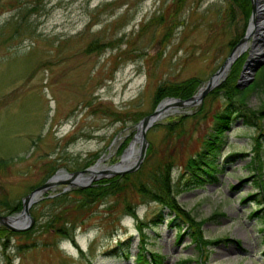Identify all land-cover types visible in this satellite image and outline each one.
I'll return each instance as SVG.
<instances>
[{
    "label": "rangeland",
    "instance_id": "1",
    "mask_svg": "<svg viewBox=\"0 0 264 264\" xmlns=\"http://www.w3.org/2000/svg\"><path fill=\"white\" fill-rule=\"evenodd\" d=\"M226 9V0H183L179 6L175 0H0V158H9L0 165V200L16 201L50 170L52 175L59 168L73 171L100 159L105 164L119 160L124 148L118 152V146L133 135L136 117L154 108L157 84L195 76L201 80L198 89L227 55L228 41L243 21L234 14L229 22ZM254 32L238 55L246 56ZM93 39L105 45L88 49ZM207 92L197 103L168 106L146 129L156 155L174 146L173 180L180 163L200 146L211 113L223 105L220 94ZM262 99L255 89L245 101L257 107ZM201 103L202 112L193 114ZM180 114L181 123L166 135L162 123ZM261 123L264 127V117ZM256 131L235 118L218 155L225 167L218 179L178 186V203L195 219L206 218L200 225L203 237L238 240V245L229 239L208 246L202 264H264L259 203L242 200L257 190L248 163ZM231 152L246 153L225 161ZM262 161L264 171V151ZM241 178L246 179L232 188ZM64 186L55 183L31 202L28 234L11 230L0 237V264H133L131 256L120 254L124 245L118 254L108 250L131 235L133 254L136 218L146 220L158 203L137 195H106L78 212L71 239L48 223L53 211L80 195L73 191L78 186ZM58 192L66 197L55 207L43 197ZM127 203L134 214L127 212ZM144 230L147 247L161 253L164 264H199L188 235L178 238L164 219Z\"/></svg>",
    "mask_w": 264,
    "mask_h": 264
},
{
    "label": "trees",
    "instance_id": "2",
    "mask_svg": "<svg viewBox=\"0 0 264 264\" xmlns=\"http://www.w3.org/2000/svg\"><path fill=\"white\" fill-rule=\"evenodd\" d=\"M179 6V2L183 0H175ZM229 14V22H234V14L241 16L243 27L240 32H236L228 41L230 48L242 36L245 26L247 24L250 13V0H226ZM105 43H97L91 40L87 48L91 46L100 47ZM245 58V53L238 55L231 63L229 71L225 78L217 85L210 89L207 95H214L215 92L220 94L223 99V105L215 109L211 113L212 121L207 130L200 139V146L188 154L180 163L175 180H173L171 171L174 164V146L168 147L164 152L156 155V151L152 145L150 138L147 137V146L143 156V160L139 166L132 171H125L117 173L109 177L99 178L85 187H76L73 191L79 193V197L70 203L60 206L57 210L51 213L49 219L50 224L55 226V230L60 234H66L72 239L71 228L75 225V220L78 212H81L85 207L93 202L101 201L106 195L121 196L123 199L125 195H137L140 199L146 201H155L158 203V208L146 219L141 220L136 218L135 227L138 238L135 244V251L130 252L131 235L124 239L117 240V243L108 250V252H115L118 254V248L122 245L120 254L129 258L131 256L133 264H164V256L158 251L147 247V233L144 227L153 228L158 222L163 219L168 225L175 227V234L180 238L183 234H187L189 240L193 243L196 255L195 261L199 264L203 262V256L207 254L208 246L216 244L218 241L233 240L238 245L237 239H231L228 236L218 238L203 237L200 225L206 218L195 219L189 212L185 210L176 199V191L185 188H192L202 186L207 182H214L218 179V174L224 170V165L218 161V155L222 146L226 141V130L230 126V122L237 117H241L244 123L255 125L257 131L252 135V152L249 156V166L252 169L251 179L252 183L256 185L255 192L246 194L243 199L254 198L259 203L257 208L260 213L261 224L260 229L263 231L262 237L264 239V171L262 153L264 151V127L261 119L264 117V62L255 70L252 80L242 88L235 86V77L241 62ZM200 79L195 76L184 78L177 82H168L157 84L154 87L152 94V107L162 98L166 96H176L186 98L197 89ZM259 89L263 94V99L257 107H251L246 104V97L250 92ZM153 109V108H152ZM203 103L195 110L193 114L202 112ZM148 113V112H146ZM142 113L136 117L135 120L141 118ZM183 115H178L175 119L168 118L164 123V133L170 135L175 130V124L181 123ZM181 135V134H178ZM131 136L125 137L118 146L117 151H121L129 141ZM173 149V150H172ZM246 152H231L226 160H233L234 157L243 155ZM9 158H0V165L6 163ZM89 161H85L83 166H86ZM54 169V167L52 166ZM51 171V170H50ZM50 171L46 172L43 178L34 184L29 185L28 190L41 183L50 175ZM238 180L240 183L231 185L232 188H238L243 180ZM179 186V188H178ZM66 193L58 192L54 196L43 197L54 207L61 203L66 197ZM259 196V197H258ZM0 211L3 213H13L20 209L21 198L14 202L7 199L0 200ZM127 212L134 214V207L132 204H126ZM165 210V211H164ZM257 210H251L250 214H256ZM71 213H74L71 216ZM66 223L68 226H66ZM67 227V228H66ZM67 229H69L67 231ZM31 228L21 231L19 233L28 234ZM13 231L0 225V237L6 238L8 233ZM190 260L188 258L182 261Z\"/></svg>",
    "mask_w": 264,
    "mask_h": 264
},
{
    "label": "water",
    "instance_id": "3",
    "mask_svg": "<svg viewBox=\"0 0 264 264\" xmlns=\"http://www.w3.org/2000/svg\"><path fill=\"white\" fill-rule=\"evenodd\" d=\"M256 12L257 1L250 0V13L244 33L232 45L229 52L224 57L219 66L207 77L205 81H203V85L199 86L196 92L192 93L186 98L166 96L159 100L149 113L143 115L138 119L133 135L121 152V154L123 155V153L130 147V145L135 142V148L129 151L130 153L126 154L127 159H129V157L132 158L127 161L126 164H117L119 160H121V155L119 160L115 161L114 163L108 164L112 165L113 167H105L99 170L94 168L96 161L93 165H88L79 170L65 171L64 169L59 168L55 171V173L48 176L44 181L33 187L30 191H28L21 197V207L17 212H15L14 214L0 213V224L9 230L27 229L32 221V216L29 213V206L31 202L37 199V195L41 191L55 183H64L65 186L62 189L68 188L69 185L84 187L97 178L136 169L142 160L147 145L145 132L148 126H150L157 118L161 117L159 116V113L161 111H164L168 106H186L197 103L207 91L217 85L226 76L232 61L243 50L246 37L255 31V28H252V25L255 24L256 21ZM260 35L263 36L261 37ZM263 62L264 34L255 31L251 40V46L242 62L238 77L235 80V86L238 88H242L247 85L252 80L255 70ZM85 172L87 173L84 174Z\"/></svg>",
    "mask_w": 264,
    "mask_h": 264
},
{
    "label": "bare ground",
    "instance_id": "4",
    "mask_svg": "<svg viewBox=\"0 0 264 264\" xmlns=\"http://www.w3.org/2000/svg\"><path fill=\"white\" fill-rule=\"evenodd\" d=\"M256 18L259 22H257V25H255V30L261 31L262 34H264V3L261 1L258 2L257 4V12H256ZM261 37L263 35H260ZM162 115V111L159 113V116ZM135 148V142L130 145V147L124 152L122 159L117 163V164H126L127 161H129L131 158L127 159L126 154L130 153L129 151L133 150ZM105 167H113L112 165H108L102 162V159H100L95 165L94 168L96 169H102Z\"/></svg>",
    "mask_w": 264,
    "mask_h": 264
}]
</instances>
